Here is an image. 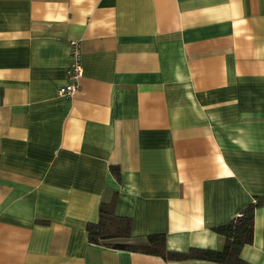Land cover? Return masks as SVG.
<instances>
[{
	"label": "crops",
	"instance_id": "obj_1",
	"mask_svg": "<svg viewBox=\"0 0 264 264\" xmlns=\"http://www.w3.org/2000/svg\"><path fill=\"white\" fill-rule=\"evenodd\" d=\"M113 198L176 253L259 199L264 264V0H0V264H221L89 243Z\"/></svg>",
	"mask_w": 264,
	"mask_h": 264
},
{
	"label": "trees",
	"instance_id": "obj_2",
	"mask_svg": "<svg viewBox=\"0 0 264 264\" xmlns=\"http://www.w3.org/2000/svg\"><path fill=\"white\" fill-rule=\"evenodd\" d=\"M111 172L117 175V167L112 166ZM259 203V199H254L226 224L213 228L214 232L224 240L221 249L191 248L187 253L169 252L164 248L162 234L147 236L143 244L131 243V220L115 214L114 198L109 202H100L97 221L86 226L87 240L91 244L112 249L159 255L165 260L195 259L221 264H248L240 258L239 253L245 244L252 241L253 214Z\"/></svg>",
	"mask_w": 264,
	"mask_h": 264
},
{
	"label": "built area",
	"instance_id": "obj_3",
	"mask_svg": "<svg viewBox=\"0 0 264 264\" xmlns=\"http://www.w3.org/2000/svg\"><path fill=\"white\" fill-rule=\"evenodd\" d=\"M70 44V63L67 69L68 83L57 90L60 97H71L79 87V79L83 74L81 52L77 41L71 40Z\"/></svg>",
	"mask_w": 264,
	"mask_h": 264
}]
</instances>
